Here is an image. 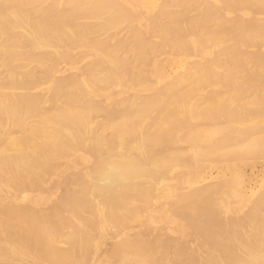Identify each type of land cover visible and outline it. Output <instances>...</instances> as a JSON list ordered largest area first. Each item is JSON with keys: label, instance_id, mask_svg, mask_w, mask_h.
Listing matches in <instances>:
<instances>
[{"label": "bare ground", "instance_id": "bare-ground-1", "mask_svg": "<svg viewBox=\"0 0 264 264\" xmlns=\"http://www.w3.org/2000/svg\"><path fill=\"white\" fill-rule=\"evenodd\" d=\"M257 164L264 0H0V264H264Z\"/></svg>", "mask_w": 264, "mask_h": 264}, {"label": "clouds", "instance_id": "clouds-1", "mask_svg": "<svg viewBox=\"0 0 264 264\" xmlns=\"http://www.w3.org/2000/svg\"><path fill=\"white\" fill-rule=\"evenodd\" d=\"M128 178V166L126 162L111 159L101 163L94 177L93 184L99 190L114 188L124 183ZM166 181H162L159 185L164 187Z\"/></svg>", "mask_w": 264, "mask_h": 264}, {"label": "rangeland", "instance_id": "rangeland-1", "mask_svg": "<svg viewBox=\"0 0 264 264\" xmlns=\"http://www.w3.org/2000/svg\"><path fill=\"white\" fill-rule=\"evenodd\" d=\"M243 174H244V176H245L246 179H252V181L247 184V189L248 190H251L254 187H256V185L261 180L264 179V171H263V167H262L261 164H257L253 168H248V167L244 168L243 169ZM212 175H215V172H213Z\"/></svg>", "mask_w": 264, "mask_h": 264}]
</instances>
